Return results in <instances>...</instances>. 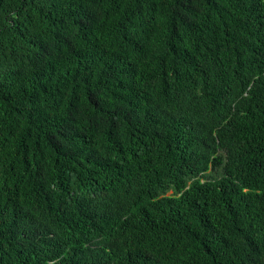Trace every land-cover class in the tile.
I'll return each mask as SVG.
<instances>
[{
    "label": "trees",
    "instance_id": "trees-1",
    "mask_svg": "<svg viewBox=\"0 0 264 264\" xmlns=\"http://www.w3.org/2000/svg\"><path fill=\"white\" fill-rule=\"evenodd\" d=\"M0 264H264V0H0Z\"/></svg>",
    "mask_w": 264,
    "mask_h": 264
}]
</instances>
